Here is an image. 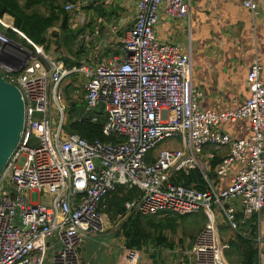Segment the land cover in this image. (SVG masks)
Wrapping results in <instances>:
<instances>
[{"label": "built area", "instance_id": "built-area-1", "mask_svg": "<svg viewBox=\"0 0 264 264\" xmlns=\"http://www.w3.org/2000/svg\"><path fill=\"white\" fill-rule=\"evenodd\" d=\"M116 1L124 0H78L65 4L64 10L77 19L83 7L112 8ZM127 1L135 5L134 16L117 54L108 59L95 55L90 66L65 67L6 17L0 18V74L20 91L24 104L20 142L0 172V264H81L83 240L105 231L107 198L120 188L138 193L124 203L119 219L204 212L207 223L191 251L194 264H229L225 255L236 236L253 247L261 241L262 66L257 60L250 66L248 98L237 109L203 110L202 93L192 82L190 54L155 34L161 11L169 18H188V0ZM242 6L257 14L253 0H242ZM108 28L115 34L123 23ZM8 30L17 39L9 38ZM75 74L85 78L86 112L103 109L102 134L115 143L88 141L63 130L62 85ZM239 120L249 122L247 139H234L221 127ZM169 139H176L179 148L161 150L150 160L155 147ZM211 147L227 149L213 173L214 155L206 152ZM191 172L199 173L202 187L180 184ZM225 179L228 185L220 187ZM3 183L13 194L2 190ZM220 222L231 238L221 236ZM247 225L249 231L242 230ZM125 261L141 264L142 259L129 250Z\"/></svg>", "mask_w": 264, "mask_h": 264}, {"label": "crops", "instance_id": "crops-1", "mask_svg": "<svg viewBox=\"0 0 264 264\" xmlns=\"http://www.w3.org/2000/svg\"><path fill=\"white\" fill-rule=\"evenodd\" d=\"M253 1L258 5V11L255 15H252L242 6V0H188V18L174 19L169 18L163 11L160 13V20L155 27L156 37L161 42L178 45L184 54H190L192 82L193 86L202 93L200 107L203 110L219 113L237 109L248 98L246 76L254 60H257L262 66L260 79L264 80V0ZM122 9L130 13L128 19L132 25L135 5L127 0L116 1L112 8L107 9V12L103 10L101 12L109 13L110 16L122 23L120 19ZM101 12H98L97 8L83 7L81 15L85 18V22H80L81 17L76 19L73 14L69 13L72 22L69 30L62 38V42H60V51L65 56L57 55L55 50L51 51L50 55L47 54L56 61L60 60L65 64L64 59L66 58L72 61L75 60L74 53L77 52L78 45L80 46L81 43H85L84 41L91 40V43L94 42L92 47L90 42L85 43L88 52L86 56L85 53L81 56L80 61L86 60L90 66L92 58L90 60L89 52L96 48H100L109 57L111 51L109 48L112 47V43L111 37L107 39L106 36L116 34L111 33L106 26L107 29L105 30L108 32L106 35L99 36L102 38L99 43L96 39L97 32L92 29L95 23L97 24L99 19L103 18L100 15ZM90 19L94 25L90 24ZM130 27H127L126 31ZM79 29H83L84 35L73 40L70 31ZM86 31L89 32L88 35H85ZM119 34L122 35V33ZM56 36L58 37V35ZM93 36H95L94 41H92ZM67 37H70L72 44L64 48ZM119 43L120 40H118V46ZM118 46L115 47L114 53ZM96 55L98 56V54ZM221 127L224 132L234 139H247L250 135L249 122L245 120H239L234 124L223 123ZM206 152L212 156L214 155L213 161L217 160V163L227 155L226 148L216 149L211 147ZM215 167V165L211 167L212 173ZM234 172L233 169L231 176ZM228 183V180L225 179L220 187H226ZM195 184L192 182L190 185ZM199 214L193 215L197 217L192 219V223H196L200 219ZM188 217L185 216L183 220ZM126 222V219H119V217H107L105 231L98 236L99 243L96 244L97 246L91 247L93 249L88 251L91 242L82 245L80 249V255L83 253L81 264H127L125 261L127 252L125 238L121 230ZM249 229V225L242 228L244 231H249ZM257 231L261 241L254 247L257 249L258 264H264V206L259 216ZM223 232H227V236L223 237L224 240L232 237L231 231L220 222V234ZM196 235L197 231H193L186 234V238L191 240V237L195 238ZM178 240L179 238L175 244L180 246L181 243L179 244ZM236 241L237 236L236 240L230 242V245ZM173 243L174 241L172 242V249L174 250L175 245ZM151 248L153 246H149L146 251L151 250ZM172 249L166 247L154 248L155 251L168 250L173 252ZM189 249L190 247H184L179 250L183 262H187ZM160 257L161 255L154 254L142 255L141 264H153Z\"/></svg>", "mask_w": 264, "mask_h": 264}, {"label": "trees", "instance_id": "trees-1", "mask_svg": "<svg viewBox=\"0 0 264 264\" xmlns=\"http://www.w3.org/2000/svg\"><path fill=\"white\" fill-rule=\"evenodd\" d=\"M71 2L70 0H23V6H20V0H0V18L4 15H8L14 20V27L22 32L32 43L41 46L45 45V33L51 28L59 25L64 34L69 30V26L72 22V18L64 10V3ZM64 5V6H63ZM103 8V9H102ZM107 7H97L98 12L106 11ZM101 12L100 15L105 19L110 17V14ZM70 35L74 40L79 36L84 35L83 29L70 31ZM5 34L15 39V33L8 30ZM89 32L86 31L85 35ZM92 37V40H94ZM85 43L91 40L84 41ZM84 43V44H85ZM80 44V43H79ZM78 45L77 52L74 53V59L79 64L83 54L87 55L88 50L86 44ZM43 47V46H41ZM47 48V47H46ZM117 52L114 53L116 55ZM104 57V56H103ZM64 62L68 65L73 64V61L64 59ZM76 64V63H75ZM78 89L77 86L68 85L64 92L66 93V100L69 104L68 118L65 120L63 130L68 134H77L81 138L88 141L100 140L104 142L115 143L116 140L111 137H105L102 134L103 125L106 121V114L102 108L84 111L85 103L83 100L71 101L69 91ZM80 89V88H79ZM96 118V121L92 119ZM165 142H170V147L164 149H176L179 148L178 141L176 139H169L161 142L150 154V160L154 161L159 153V146ZM217 160L212 162V165H217ZM192 182L196 183L197 187L203 186V181L197 172H191L187 176H183L180 179V184L189 186ZM137 191L132 190L126 192L125 189L120 188L117 193L107 198V215L108 218H120L123 217L125 209L124 203L131 201L137 196ZM190 216V215H189ZM200 219L193 223L191 231H197V234L201 231L202 227L207 222L204 213L199 214ZM185 217V216H184ZM184 217L172 216L167 218L158 217H140L138 215L131 216L127 219V222L122 226V234L125 238L126 250H135L137 252L147 250L149 246H153L155 249L160 247H166L172 249V243L168 242L167 233L171 236H177L178 228ZM183 230V237H180L178 242L183 244V239L186 237V229ZM194 237H191L193 240ZM195 240V239H194ZM153 258V256L151 255ZM226 260L229 264H258L257 261V249L253 247L250 240L237 237V241L231 244L230 251L226 254Z\"/></svg>", "mask_w": 264, "mask_h": 264}, {"label": "rangeland", "instance_id": "rangeland-1", "mask_svg": "<svg viewBox=\"0 0 264 264\" xmlns=\"http://www.w3.org/2000/svg\"><path fill=\"white\" fill-rule=\"evenodd\" d=\"M23 3H24L23 0H20V3H19L20 6H23ZM66 3L67 2H65L64 5ZM123 3H126V2H123ZM84 10H86V9H84ZM120 14H121L120 15L121 16L120 19L122 20L123 28L119 32L115 31L116 35L106 36L107 39H109L111 37V43H112V47L109 48L111 50L109 57H107L108 55H105L104 52L100 50V48H96V49H93L92 51L89 52L90 60L92 58V60L94 61V56L96 54H98V55H100L102 57L104 56L105 59H108V58L114 56V54H112V53H114L113 51H114L115 47L118 46V40H121L123 38V36L126 33L127 27H130V25H131V22L128 19L130 17V13L128 11L122 9ZM87 16H88V14H87ZM4 17H6L8 19V21L10 23H12V26H14V20H13L12 17H10L8 15H4ZM87 21H88V18H87ZM80 22H85V18L81 17ZM119 22H121V21L113 19V16H110L108 18H105L103 23H98V22H97V24L95 23V26H93L92 29H93L94 32H97L96 39L98 40V42L100 43V40H102V38H100L99 36L106 35V33L108 32L105 29H107V27L109 25L118 24ZM84 24H86V23H84ZM90 24L94 25V23L92 22L91 19H90ZM48 31H49V32H47L48 34L45 33V41H46V43H45V45H41V46H43V49L45 50V53L46 54L48 53L50 55V52L55 50L57 55H61L62 57L65 56V55H63V52L60 51V42H62V38L64 36V33L61 30V28L58 25H56V27H54V28H52V29H50ZM119 33H122V35L119 34ZM56 35H58V37ZM15 39H17V38H15ZM18 40L23 42L22 39L18 38ZM94 40H95V37H94ZM94 40H92V41H94ZM65 41H66V43L64 44V46H65L64 48H66L67 45L71 46L72 43H71L70 37H67L65 39ZM93 43H91V47H92ZM24 44H26V43L24 42ZM82 63L88 64V61H86V60L79 61V64H77V61L73 60V64L68 65V64L65 63L64 65H65V67H71V66H80ZM84 79H85L84 76H82L80 74H75V75L70 76L69 79L66 80L63 83V85H62L63 95H62V98H61V103L63 105H61V106H62V108L64 110V115H65L64 120H67L68 112H69V104L67 103L68 99L66 100L67 96H66V93L64 92V90L66 89V87L68 85L77 86L78 89L71 90V93L69 91V96L71 97V99H70L71 101H79L80 102V100H83V95H84L83 94L84 90L82 88V85L84 83ZM84 111H86V108L84 109ZM170 144H171L170 142H165L162 145H160L158 149L159 150H161V149L164 150V148L170 147L169 146ZM1 188H2V190L4 192H8L9 195L13 194V192L9 189V186L6 183H3ZM195 217H197V216H193V215L189 216L188 218H186V220H184L183 222L178 224L179 228L177 230L178 231L177 236H171V235H169L167 233L168 242L172 243L174 241L173 245H175V247H174V250L172 249L173 252H169L168 250L155 251L154 248H151V250H149V251L142 250V251L138 252L141 255V259H142V255L154 254V255H161V257H160V259L155 261L153 264H194L195 263V255H192L191 251H192V248L194 246V242H195L194 239H196L197 236L203 231V227H202L201 231L195 236L193 241H191V240H189L188 238L185 237V238H182L184 240V243L181 244L180 246L176 245L175 242L177 241L178 238L183 237V234H182L183 230L181 228H185L187 234H190V233L193 232V231H191V229L193 228V223L191 221H193L192 219L195 218ZM105 228H106V221H105ZM100 235L95 236V238L94 237L85 238L83 240V242H82V245L84 243L86 244V243H90L91 242V244L89 245V249H88V251H91V249H93L91 247H95V246H97L96 244L99 243L98 236H100ZM221 236L225 238L227 236V232L221 233ZM82 245H81V247H82ZM184 247H190L189 251L187 252V255H188L187 256V262H183L182 255H180V252H179L180 248H184ZM88 253H90V252H88ZM113 255H116V254H113Z\"/></svg>", "mask_w": 264, "mask_h": 264}, {"label": "water", "instance_id": "water-1", "mask_svg": "<svg viewBox=\"0 0 264 264\" xmlns=\"http://www.w3.org/2000/svg\"><path fill=\"white\" fill-rule=\"evenodd\" d=\"M24 124V104L20 91L0 74V172L17 148Z\"/></svg>", "mask_w": 264, "mask_h": 264}, {"label": "flooded vegetation", "instance_id": "flooded-vegetation-1", "mask_svg": "<svg viewBox=\"0 0 264 264\" xmlns=\"http://www.w3.org/2000/svg\"><path fill=\"white\" fill-rule=\"evenodd\" d=\"M226 256V255H225Z\"/></svg>", "mask_w": 264, "mask_h": 264}]
</instances>
